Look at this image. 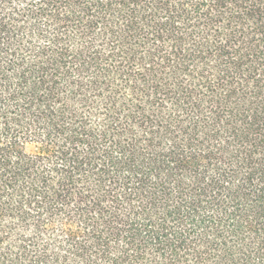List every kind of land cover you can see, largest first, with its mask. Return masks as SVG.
<instances>
[{"label":"trees","instance_id":"16d2710c","mask_svg":"<svg viewBox=\"0 0 264 264\" xmlns=\"http://www.w3.org/2000/svg\"><path fill=\"white\" fill-rule=\"evenodd\" d=\"M0 264H264V0H0Z\"/></svg>","mask_w":264,"mask_h":264}]
</instances>
